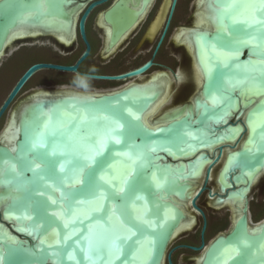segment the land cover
<instances>
[{"label": "water", "instance_id": "95a60500", "mask_svg": "<svg viewBox=\"0 0 264 264\" xmlns=\"http://www.w3.org/2000/svg\"><path fill=\"white\" fill-rule=\"evenodd\" d=\"M44 1L45 10H42L43 5L40 0V11H36L31 20H39L41 16L53 14L65 15L63 12L65 0ZM177 1H172L170 18ZM128 2L129 0H118L106 13V18L113 25L111 47L120 40L138 18V12L131 9ZM228 2L229 0H212L213 27L193 33L195 56L204 77L200 91L193 96L192 100L159 114L152 124L146 123L143 116L162 93L160 90L152 92L142 87H131L110 95H103L83 106L74 99H69L60 102H43L24 111L20 123L16 125L17 138L14 144L0 141V256L3 257L2 264H61L56 254L60 247L57 243L60 238L59 228L54 226V230L47 232L42 228L38 229L34 226L36 219L34 214L31 218H25L18 210L26 198L32 195L34 188V185L30 183L33 180V172L26 171L23 163L18 159L25 134H34L48 125L49 128L58 129L64 133L68 143L78 153L87 155L89 146L85 145L82 135L75 126L92 131L96 122L102 123L105 117L120 116L121 113L123 115L120 122L125 125L123 138L132 137L140 125L151 131V140L157 146L166 137L178 136L182 132H191L196 137L195 139L188 138V144L184 145L183 150L172 147L169 151L158 147L157 152L154 153L157 157L154 163L162 170L167 181L162 183L160 188L155 189L151 195L145 194L149 208L151 209L154 201L158 204L160 211L158 215L149 214L145 217L150 224L145 225L146 237L143 240V248L137 253L135 264H164L166 261L173 264L171 258L173 251H169V247L175 230L182 222H188L191 217L179 206V201L186 199H190L192 206L199 210L205 218L201 245L190 246L193 250L202 249L201 264H264V220L259 222L258 230L250 227L248 199L252 191V177L264 168V150H262L264 148V48L259 50L261 55L253 54L252 49L256 47L255 43L240 49L233 62L236 66L235 70L246 69L253 73L256 79L243 85V91L237 87L222 96L221 93L215 91L217 60L214 57L223 50L218 45L213 49L205 45L203 51L205 57H203L201 43L197 39L199 36H206L208 42L215 45L213 38L221 32L219 13L223 11ZM93 6L94 4L90 8ZM28 10H36L35 0H0V53L6 48L11 29ZM81 32L85 36L84 18L81 21ZM151 65L152 61H149L126 73L96 77L124 79L143 74ZM44 67L77 70V65L63 66L47 63L32 65L4 102L0 109V118L27 80L37 70ZM125 94L128 99H118ZM211 96H215L218 102L213 104ZM69 105L76 107L72 108ZM126 107L131 109V113L124 111ZM84 109H88L87 114L84 113ZM82 113L87 116V123H80L85 117H82ZM136 116H139L140 120H136ZM163 118L169 121L158 124L157 121ZM109 126L106 124L105 128ZM159 129L168 131L162 133ZM201 137L204 143L200 142ZM235 138L236 142L241 140V143L234 147L236 142L232 143V140ZM135 142L140 143L141 139L137 137ZM226 145L233 149L227 151L225 160L218 171L219 192L209 191V196L213 198L210 205L213 209H220L224 207L226 200L234 197L243 198L245 201L240 214L235 218L232 229L225 234L218 235L205 246L204 234L207 222L204 211L197 204V199L206 189L207 183L196 192L193 191V183L201 166L205 164H208L205 180L207 182L213 163L221 160V154ZM215 146L217 151L213 154L211 149ZM65 147V145H59L58 150L64 151ZM119 147L117 146V149ZM26 158H33L32 154H28ZM36 163L40 161L37 160ZM12 165H15V172H10ZM112 165L109 179L115 183L123 179L130 165L124 157L116 158L112 161ZM86 173L87 170L84 172L85 176ZM160 175L161 173L158 172V180ZM10 180L11 183L8 182ZM47 183L49 187L44 191V196L33 198L51 197L57 200L59 206L53 205L49 211L60 213L57 219L63 223L64 220L69 219L63 215L67 204L60 201L61 189L57 188L52 181ZM77 187L80 186L77 185ZM175 198L179 201L176 202ZM89 207L85 206L77 210L79 215L75 227L78 232L94 228L97 234H102L107 225L103 221L93 220L92 216L95 214L89 211ZM138 209L142 212L139 206ZM111 223L116 227L120 226V222L115 217ZM245 241L247 244L244 243ZM233 248L239 254L233 252ZM229 249L230 253H227ZM119 255L122 260L124 254ZM111 259L112 264H121V260L116 259L115 255ZM79 260L80 257L77 255L76 260L65 261V264H77ZM95 264H107V262L103 258H96ZM125 264H127L126 261Z\"/></svg>", "mask_w": 264, "mask_h": 264}, {"label": "snow or ice", "instance_id": "6c2138e0", "mask_svg": "<svg viewBox=\"0 0 264 264\" xmlns=\"http://www.w3.org/2000/svg\"><path fill=\"white\" fill-rule=\"evenodd\" d=\"M39 5L40 0H35L37 12L40 11ZM219 16L221 32L213 38L215 45L210 44L206 36H199L197 39L201 43L202 55L205 45L210 49L218 45L223 50L214 57L217 60L215 91L223 96L237 87L243 91V85L256 79L246 69L235 70L233 62L240 49L249 44L255 43L256 47L252 52L261 55L259 50L264 48V0H258V4L257 0H229ZM118 99L126 100L128 96L125 94ZM211 102L215 104L218 100L211 96ZM124 111L131 113V109L127 107ZM87 112L88 109H84V113ZM122 115L123 113L120 116L105 117L102 123H95L92 131L75 126L85 145L89 146L87 155L78 153L68 143L64 133L49 128L48 125L34 134H25L18 159L26 171L33 172L30 183L34 188L32 195L26 198L18 210L25 218H31L34 214V226L38 229L42 228L47 232L54 230V226L59 228L60 238L57 243L60 247L56 254L61 264L76 260L77 255L80 257L77 264H95L96 258H103L107 264H112L113 255L121 260L120 253L124 254L121 264H125V261L127 264H135L137 253L143 248L146 237L145 225L150 224L145 217L149 214L158 215L160 211L154 201L151 209L149 208L145 194L151 195L167 181L162 170L154 163L157 158L154 153L158 147L169 151L172 147L183 150L184 145L188 144V138H196L191 132H182L178 136L166 137L157 146L151 140V131L143 125L135 130L132 137L123 138L125 125L120 122ZM135 119L140 120V117L136 116ZM87 122L85 115L80 123ZM106 124L110 126L105 128ZM159 131L163 133L168 130ZM137 137L141 139L140 143L135 142ZM200 142H205L203 137ZM59 145H65V150L59 151ZM117 146H120L119 149ZM28 154H32L33 158H26ZM118 157L126 158L130 167L123 179L114 183L109 176L112 173V161ZM37 160L40 163H36ZM10 172H15V165L11 166ZM158 172L161 173L159 180ZM48 181L54 182L61 189L60 201L67 204L63 215L69 219L63 223L57 219L60 213L49 211L53 205L59 206L57 200L51 197L33 198L44 196V191L49 187ZM85 206H90L89 211L95 214L92 216L93 220L103 221L107 225L102 234H97L94 228L77 231V210ZM138 206L142 209V214H137ZM113 217L120 222L119 227L111 223ZM244 243L247 244V241ZM232 251L239 254L235 248ZM2 261L3 257L0 256V264Z\"/></svg>", "mask_w": 264, "mask_h": 264}, {"label": "flooded vegetation", "instance_id": "af4514ba", "mask_svg": "<svg viewBox=\"0 0 264 264\" xmlns=\"http://www.w3.org/2000/svg\"><path fill=\"white\" fill-rule=\"evenodd\" d=\"M65 1L63 10L65 15L41 16L39 20L33 21L31 17L36 14V10H28L23 14V18L11 29L6 48L0 53V109L18 81L32 65L38 63L63 66L77 65V70H60L50 67L37 70L23 85L2 114L0 128L2 127L4 130L9 126L14 112H17V125L20 123L24 111L33 105L74 99L76 94L74 91L78 92L80 90L72 88L71 81L73 77L77 72L89 74L88 69L93 65L98 69L95 76H114L134 70L152 61L151 67L141 75L124 79L97 77L92 81L95 98L131 87H142L138 83L130 84L134 81L139 83L148 82L153 79L152 76L155 74H163L166 79L170 80L169 74L160 72L162 64L157 60L159 55L157 51L160 46H168V39L173 46L179 44V46L181 45L185 48V44H181V42L174 39L175 35L174 38H171V33L174 34L176 30L175 34L184 29V31L193 30L195 28V18L198 14L197 0L194 1L195 3L191 8L192 14L184 18L186 20L185 23H180L181 21H178L179 18H174V15L170 18L173 0H129L128 6L138 12V18L131 28L122 35L120 40L111 47L113 25L106 18V13L118 0ZM41 4L44 11L45 1L41 0ZM93 4L94 6L90 8ZM83 18L85 36L81 32V21ZM193 19L194 21L191 22ZM23 30L24 32H22ZM167 35L168 39L166 41ZM86 52L88 53L83 58ZM128 56H134L132 62L135 64L124 67L127 65L126 58ZM167 67L175 76L177 75L171 66ZM169 82L171 83L169 89L171 98L168 104L173 96L172 81L170 80ZM63 90H66V92ZM161 90L163 93L162 88ZM160 97L157 101H159ZM168 104L163 112L167 109H172V107L180 106L176 102L171 105ZM197 211L199 212V210ZM182 244L178 246H182ZM190 246L192 245H187L186 247ZM173 256L176 261V257L172 252L171 258Z\"/></svg>", "mask_w": 264, "mask_h": 264}, {"label": "rangeland", "instance_id": "374dc122", "mask_svg": "<svg viewBox=\"0 0 264 264\" xmlns=\"http://www.w3.org/2000/svg\"><path fill=\"white\" fill-rule=\"evenodd\" d=\"M195 0H179L176 8L174 10V18L181 21L180 23H185L186 17L192 14V6L194 5ZM197 20V15L195 18V22ZM177 21V22H178ZM194 19L191 21L193 22ZM177 31V30H176ZM175 31V33H176ZM174 34L171 33V38H174ZM168 39V35L166 37V41ZM160 46L157 53L159 54L157 57L158 62L162 65L160 66L161 71L169 74L170 80L172 81V89L173 96L170 103L171 105L174 102L181 104L183 102H187L192 100L194 94L198 93V90H195L196 81L194 79L192 63L191 59L186 52V49L183 46H173L171 41L168 39V46ZM134 56H128L126 58V64L124 67L132 66L135 63L132 62ZM171 66L172 70L175 71V74L170 71L167 66ZM171 94V95H172ZM167 107V106H166ZM4 128H0V136L3 133ZM226 150V148H225ZM225 154L222 156L221 160L214 164L212 167L213 178L206 182L205 177L203 180L199 182L198 189L206 184V189L201 193L199 198L197 199V203L200 207L203 208L206 222L209 224V227L214 222H217V226L215 228H208L207 233L205 234V246L209 244L217 235L225 234L229 232L233 227V211L230 206H225L220 209H213L211 207L210 202H213V198L209 196V191L219 192V186L216 184V176L220 169L221 163L223 161ZM249 205H250V221L252 224H257L260 221L264 220V175L254 184L252 187V191L249 194ZM189 208L191 209V213L196 216L197 220L193 228L189 231H186L180 235H178L173 243L169 247V251L172 250L173 254L176 257L177 264H196L197 258L202 253L201 250H187L184 247H178V245L182 244V246H187L185 242H192L195 246H200L199 240V232L203 224L205 223V218H202V213L195 210L192 207V204L189 202ZM202 238V237H201Z\"/></svg>", "mask_w": 264, "mask_h": 264}, {"label": "bare ground", "instance_id": "6f19581e", "mask_svg": "<svg viewBox=\"0 0 264 264\" xmlns=\"http://www.w3.org/2000/svg\"><path fill=\"white\" fill-rule=\"evenodd\" d=\"M197 2H198V6H197L198 7V9H197V13L198 14H197V20L195 22V28H193V30H189V31H184L185 29L183 31H179L177 34H175V38L174 39L177 40L178 42H181V44L182 43L185 44L184 46H185V48L187 50V53H188V55H189V57L191 59V63H192V66H193L192 67V70H193L194 79L196 81L195 90H198L197 92H199L200 89H201V86H202L203 78L204 77H203L202 68L199 65V63L197 61V58L195 56V46H194V40H193V33H195L198 30H204V29H208V28L213 27V18H214V16H213V11L211 9L212 0H197ZM22 32H24V30ZM13 36H12V38H13ZM203 57H205V54H203ZM152 77H153V79L150 78L152 80H150L148 82L146 81L145 83H142V82L139 83V82H135L134 81V82H132L130 84V85H134V84H137L138 83V85H142V88L143 89L150 90L152 92L154 90H160L161 93H162L161 88L163 89V93H162L159 101H157L151 107V109H149L144 114V116H143V118L146 121V123H149V124H152L153 121L158 117V115L161 114L164 111V109L167 106V102L171 98L170 97V94H169V89H170V86H171V83L169 82L170 80L168 78L166 79L163 74H155ZM157 88H160V89H157ZM45 91H47V90H45ZM63 91L66 92V90H63ZM74 92L76 93V91H74ZM59 94H60V92H59ZM36 96H38V95H36ZM178 106L172 107V109H174V108H176ZM84 116L85 115L82 113V117H84ZM11 117L12 118L10 120L9 126H7V128L5 130H3V133L1 134V137H0V140H2L3 142H7L8 144H14V142H15V140L17 138V128H16L17 112H14ZM167 121H169V119L163 118V119H159L157 121V123L158 124L160 122H162V123L165 122L166 123ZM234 142H236V138L232 140V143H234ZM240 143H241V140H239L238 142H236V144H234V147L235 146H239ZM225 148H226V150H225ZM231 149H233V148H230L227 145L224 146V149L222 151L221 157L224 154H225V156L223 158L222 163L225 160L227 151H229ZM216 151H217L216 146L211 149V153H213V154H215ZM218 162L213 163V165L214 164H217ZM222 163H221V165H222ZM213 165H212V167H213ZM207 166H208V164H205V165H202L201 166V169L198 172L197 177L195 178L194 183H193L194 184V189H193L194 192L198 191L199 182L201 180H203L204 177H205V180H206V169H207ZM212 170H211L210 176L208 177V180L210 179V177L213 178V172H212ZM217 175H218V173H217ZM263 175H264V168L257 175H255L254 177H252V187L254 186V184ZM215 178L217 180V176ZM216 184L219 186V184L217 182H216ZM248 199H249V195H248ZM177 201H179V199H176V202ZM244 201L245 200L243 198H239V197H234L233 199H229V200H226L225 201L224 207L225 206H230L231 209H232V211H233V224H234L235 218L240 214V209L243 206ZM179 202H180L179 203V206L182 207L185 210L186 214L187 215H190L191 217H190V220L188 222H184V223L182 222L180 224V226L175 230L174 238L171 241V244L173 243V241L175 240V238L178 235H180V234H182V233H184L186 231L191 230L193 228V226L195 225L196 220H197L196 216L191 213V211H190L191 209L189 208V202L191 203V200L190 199H186L185 201H179ZM81 211H83V210H81ZM140 213H142V212L139 209H137V214H140ZM77 215H79L78 212H77ZM259 226H260V223L252 224V222L250 221V227H255V229L258 230L259 229ZM227 253H230V249L227 250ZM201 256H199L197 258L196 264H201V262H202ZM167 262L168 261H166V263ZM166 263H164V264H166Z\"/></svg>", "mask_w": 264, "mask_h": 264}, {"label": "clouds", "instance_id": "9594fccd", "mask_svg": "<svg viewBox=\"0 0 264 264\" xmlns=\"http://www.w3.org/2000/svg\"><path fill=\"white\" fill-rule=\"evenodd\" d=\"M97 71L98 69L93 65L88 69L89 74L77 72L73 77L71 81L72 88L80 90L74 95V99L78 104L87 105L95 99L92 81L97 78L95 76Z\"/></svg>", "mask_w": 264, "mask_h": 264}, {"label": "trees", "instance_id": "16d2710c", "mask_svg": "<svg viewBox=\"0 0 264 264\" xmlns=\"http://www.w3.org/2000/svg\"><path fill=\"white\" fill-rule=\"evenodd\" d=\"M203 219H204V217H203ZM217 224H219V223H217V222H214L213 224H211V226L209 227V224L207 223V225H206V229H205V234L207 233V230H208V228H215V226H217ZM203 226H204V224H203ZM203 226L201 227V229H200V232H199V240H200V243H202V241H203V239L201 238L202 237V229H203ZM205 234H204V236H205ZM204 240H205V237H204ZM206 241V240H205ZM185 244L186 245H192V246H195V245H193L192 244V242H185ZM178 247H184V248H186L187 250H193L192 248H190V247H186V246H178ZM172 261H173V264H176V261H175V258H174V256L172 257ZM167 264H170L169 262H167Z\"/></svg>", "mask_w": 264, "mask_h": 264}]
</instances>
